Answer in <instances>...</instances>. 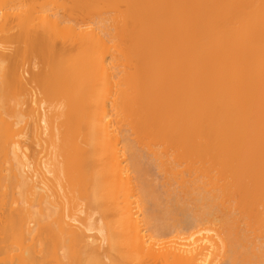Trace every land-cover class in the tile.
<instances>
[{
    "label": "bare ground",
    "instance_id": "6f19581e",
    "mask_svg": "<svg viewBox=\"0 0 264 264\" xmlns=\"http://www.w3.org/2000/svg\"><path fill=\"white\" fill-rule=\"evenodd\" d=\"M0 264H264V0H0Z\"/></svg>",
    "mask_w": 264,
    "mask_h": 264
}]
</instances>
